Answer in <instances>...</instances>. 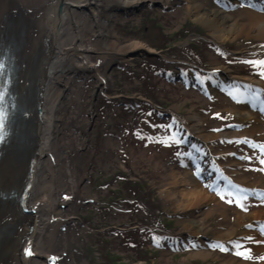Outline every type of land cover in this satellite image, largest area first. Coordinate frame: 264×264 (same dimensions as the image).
I'll list each match as a JSON object with an SVG mask.
<instances>
[{
  "label": "rangeland",
  "instance_id": "374dc122",
  "mask_svg": "<svg viewBox=\"0 0 264 264\" xmlns=\"http://www.w3.org/2000/svg\"><path fill=\"white\" fill-rule=\"evenodd\" d=\"M177 1L168 0L166 4L164 0H143L139 6L126 9L115 0H99L95 14L98 20L111 23L112 39L122 45L144 43L162 51L166 60L148 58L144 53L123 59L115 52L98 51L90 55L96 69L80 72L74 79L73 91H68L71 96L62 107L59 123V150L63 152L67 196L58 201L65 220L60 243L54 250L56 264H162L163 259H172L174 264L264 263V249L256 236L252 237L256 230L249 227L255 225L251 223H245L246 230L242 228L236 238L232 237L230 246L235 249L233 246L242 241L240 250L250 249V259L228 250L212 253L205 260L193 258L191 254L196 251L192 246L172 255L174 239L180 237L175 232H188L183 231L187 219H205L201 234L207 237L205 232L209 230L237 227L240 212L261 214L263 218L259 217L255 223L264 219V200L243 201L241 208L235 202L228 203L227 195L221 199L217 194L220 191L215 195L210 186L197 181L202 171L199 155L189 153L185 140L196 123L188 120L193 114L201 123L196 133L210 153L234 177L249 182H237L241 187H235L264 189V171L259 170L264 166L258 159L264 157L250 146L264 145V115L245 108V87H228L221 80L223 72L229 71L239 78L264 82L258 69L244 63L264 59V39L255 38L254 34L219 39L213 28L198 20L194 12L185 16L182 9L201 5V14L211 20L214 12L222 11L224 17L248 23L249 5L245 2L226 8L223 2L227 0H189L179 6L175 5ZM85 16L87 21L82 27L85 46L103 44L105 37L100 30L105 28L97 26L88 11ZM157 44L166 47L158 49ZM103 87L107 88L108 97L148 96L154 101L157 98L161 102L158 109L164 112L158 113L169 112L171 116L149 113L139 117L137 113H142L143 106L135 105L132 109L131 104L126 106L122 101L120 105L105 104L103 95L96 103V116L90 110L92 99ZM256 95L260 96L259 92ZM238 112L245 113L244 118ZM228 126H237L228 132L236 134L231 138L218 132ZM201 144L196 149L206 153L205 145ZM187 157L196 165L188 180L191 184H201L225 208L217 203L201 205L193 211L176 208L181 199L182 180L174 188L172 174L184 176L188 170ZM166 189L172 190L176 197L165 196ZM259 226L262 228L264 224ZM259 235L260 241H264L261 229Z\"/></svg>",
  "mask_w": 264,
  "mask_h": 264
},
{
  "label": "bare ground",
  "instance_id": "6f19581e",
  "mask_svg": "<svg viewBox=\"0 0 264 264\" xmlns=\"http://www.w3.org/2000/svg\"><path fill=\"white\" fill-rule=\"evenodd\" d=\"M115 1L126 9H133L143 0ZM188 1L178 0L175 5ZM231 1H224V7L229 8L243 1L249 3L248 23L232 20L231 16L224 17L222 11L214 12L211 20L206 14H201V5L183 7V14L186 16L194 12L198 20L210 25L216 37L222 40L229 36L237 38L252 34L255 38L264 39V0ZM164 2L169 3L168 0ZM98 3L99 0H0V45L10 49L13 47V53H10L14 64L11 102L16 113L9 143L1 147L0 264H56L54 250L60 243L59 234L65 220L59 211L58 201L67 196L63 152L59 150V123L62 122V107L71 96L68 91H73L74 79L80 72L96 69L90 55L104 51L128 58L135 53L153 51L149 45L141 42L122 45L112 39L113 32L109 31L111 23L98 20L95 14ZM86 11L93 15L97 26L105 28V31L100 30L105 37L103 44L85 46L82 27L87 21ZM230 21L234 23L228 26ZM221 78L227 86L242 81V87L246 83L250 86L260 85L264 89L262 81L239 78L229 71L223 72ZM250 98V95L245 98V104L250 103ZM248 115L246 118L250 120ZM188 120L196 122L193 126L195 131L200 128L197 116L192 114ZM200 175L206 176V173ZM172 178L174 188L178 187V180H182L178 210L193 211L209 203H217L225 208L200 185L191 184L187 173L179 177L174 173ZM240 182L247 183L246 180ZM212 185L214 189L218 183ZM164 193L165 196L176 197L170 189ZM260 215L240 212L237 227L228 226L225 230L205 233L217 241L231 239L242 228L246 229L245 223L255 224L262 217ZM185 221L183 231L194 234L204 232L205 219ZM260 246L264 249V244L260 243ZM211 256L208 252L191 254L193 258L204 260ZM171 260L163 259L162 264H174ZM236 264L247 263L241 261Z\"/></svg>",
  "mask_w": 264,
  "mask_h": 264
},
{
  "label": "snow or ice",
  "instance_id": "6c2138e0",
  "mask_svg": "<svg viewBox=\"0 0 264 264\" xmlns=\"http://www.w3.org/2000/svg\"><path fill=\"white\" fill-rule=\"evenodd\" d=\"M244 63L250 65L253 68L258 69V74L261 76V78H264V59L254 60V61H244ZM236 94L239 95L238 92ZM262 110H264V109H262ZM2 128H3V118L0 117V129H2ZM0 138H2V136H0ZM250 146L253 147L254 149H258V151L261 153V157H264V145H259V146L250 145ZM258 159H259V163L262 166H264V158H258ZM259 170L264 171V167H262ZM248 191L249 190L240 189V188H237L235 192H233L229 189H225V191L223 193L218 192L217 194L220 195L221 199H225V195H227V197H229V199L227 200L228 203L235 202L238 206H240L241 208H244L243 201H246L248 199ZM254 194L257 195L260 199L264 200V192L254 193ZM261 232H262V234H264V227L261 228ZM212 247L218 248L220 251H227L228 250L220 244H214V245H212ZM233 247L236 249L235 254L237 256H240V257L245 258V259L251 258V250L250 249H245L244 251H241L240 249L242 246L239 244H236ZM29 254H31V253H29ZM262 259H264V258H262Z\"/></svg>",
  "mask_w": 264,
  "mask_h": 264
},
{
  "label": "water",
  "instance_id": "95a60500",
  "mask_svg": "<svg viewBox=\"0 0 264 264\" xmlns=\"http://www.w3.org/2000/svg\"><path fill=\"white\" fill-rule=\"evenodd\" d=\"M145 55L148 56V57H160V54L159 53H156V52H148L147 51L145 53ZM97 96H98V91L95 93V96H94V98L92 100V105H91L92 111L95 109V103H96V100H97ZM92 125H93V123H91L90 126H89V129H88V132L89 133L91 132Z\"/></svg>",
  "mask_w": 264,
  "mask_h": 264
},
{
  "label": "trees",
  "instance_id": "16d2710c",
  "mask_svg": "<svg viewBox=\"0 0 264 264\" xmlns=\"http://www.w3.org/2000/svg\"><path fill=\"white\" fill-rule=\"evenodd\" d=\"M159 47H158V49H162V48H165L166 46H163V47H161V45H159V44H157ZM197 49H195L194 51H196ZM171 52H175V51H171ZM156 101L157 102H159V103H161L157 98H156Z\"/></svg>",
  "mask_w": 264,
  "mask_h": 264
}]
</instances>
